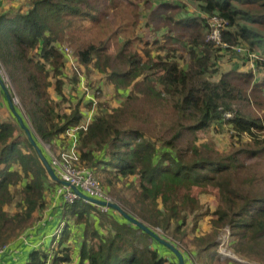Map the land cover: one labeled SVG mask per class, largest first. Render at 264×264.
<instances>
[{
	"label": "trees",
	"instance_id": "1",
	"mask_svg": "<svg viewBox=\"0 0 264 264\" xmlns=\"http://www.w3.org/2000/svg\"><path fill=\"white\" fill-rule=\"evenodd\" d=\"M28 1L25 12H0V64L20 100L21 109H16L24 112L42 153L46 156L44 145L63 159L73 147L68 131L81 126L86 116L82 109L90 112L94 104L83 106V99L66 95L72 80L65 74L68 59L58 44L67 40L82 66L97 71L106 87L125 95L118 107L98 103L88 129L79 131L78 156L72 164L91 169L126 213L158 236L156 230L180 243L184 253L174 245L185 264L190 254L201 264L221 262L217 238L224 226L230 228L237 255L264 261V176L247 165L264 157V120L255 112L264 106V85L254 81V70L264 71V0H193L212 18L226 22L222 37L230 47L206 39L212 18L209 25L198 18L178 21L180 33H190L187 68L172 57L175 49L155 59L148 43L142 55L131 39L111 53L108 43L64 38L66 20L100 21L115 0ZM175 8L163 4L153 11L156 30L163 28L158 21L166 25L174 20ZM242 44L248 46L247 52L232 49ZM214 49L246 57L255 66L253 72L218 75V69H212ZM215 74L217 81L211 78ZM99 96L101 92L96 93ZM63 102L70 104L64 110ZM16 120L0 117V247L43 220L46 198L60 185ZM225 126L232 133V147L222 152L211 134L224 133ZM127 182L130 198L114 190L116 183ZM194 188L202 194L218 190L220 204L214 211L198 205L192 197ZM116 214L102 213L83 198L64 204L60 233L48 245L28 252L24 264H178L170 249ZM204 217H211L213 231L200 236ZM80 226L82 241L74 254L70 239ZM189 234L196 235L191 247L185 242Z\"/></svg>",
	"mask_w": 264,
	"mask_h": 264
},
{
	"label": "rangeland",
	"instance_id": "2",
	"mask_svg": "<svg viewBox=\"0 0 264 264\" xmlns=\"http://www.w3.org/2000/svg\"><path fill=\"white\" fill-rule=\"evenodd\" d=\"M163 4H169L176 7L175 14L173 17L174 20L172 22L167 23L166 25L164 21H158L157 25L163 26V28L158 31L156 30L153 24V11ZM201 5L205 6V3H202ZM26 7H29V1L21 0L17 10L11 11H26ZM108 10V14H105V16L97 22L91 21L90 19L80 20L76 18L74 22L66 20V22L63 24L64 28H66L64 31V38H72L74 40L76 39L77 42L86 44L96 43L105 45L108 43V49L111 53H113L122 42L131 39L134 40L135 44L137 45V51L142 55H144L143 50L146 47V43H148L149 48L152 50L153 57L155 59H157L159 55L165 57L166 53H168L170 49H175V51L171 53L172 57H174V59L185 68H187L188 64L191 63V58L187 51V39L190 38V33L187 36L183 33H180L179 26H177L175 23L182 20L186 21L189 19L198 18L200 20L203 19L205 23L209 25V20L213 16L211 12H207L204 8L200 7V4L196 3L193 0H115L113 6H110ZM162 18H165V15H163ZM207 32L208 30L206 31V39L208 40L209 34L207 35ZM60 43L58 45L62 46L65 49H68L69 53L71 54L69 55L70 58L66 61L67 65L65 68V74L72 80V83L70 84L72 87L70 86L71 89H67L66 94H69L71 92L72 95H75L76 97H78V99H83V106H88L89 104L87 103L96 99L97 105L98 103H107L112 108L118 107L123 96L125 95L122 94L121 96L117 94L113 91L111 86L106 87V85H104L103 80H97V77H102L99 73H97V71H94L92 68H85L84 66H82L76 60L74 52L75 49L72 43L68 42L67 40L61 41ZM242 45L248 47L245 44ZM159 47L163 49L158 50ZM216 48L219 49L218 47ZM217 49H214V51L216 52L217 59L216 61H212V63H214L212 69H218V75H222L230 70H240L242 72H247L252 71V67L255 68L253 63L250 65L246 57H243L231 50L219 51ZM73 56L75 57V59ZM88 70L91 71L90 74H88ZM254 73H256L254 81L264 85V71L262 69H259L256 71L254 70ZM211 78L214 81H217L219 79V77H217V74H215V76ZM0 80L4 82V87H2L0 83V117L4 121L16 123L17 118L12 112L8 96L20 109L21 103L19 98L14 95L10 80L7 74L3 71L1 65ZM79 84H81L82 86L80 87ZM262 89L264 91V88ZM98 91L101 92V96H99V98L96 97V93ZM86 96L92 97V100L87 102L88 99L86 98ZM55 101L57 102L58 99ZM69 105L70 104L63 102L62 109L64 110L66 107H69ZM20 111L22 116L24 117L26 124L29 125L28 120L24 115V112L22 110ZM85 111L86 117L93 118L92 114L88 113L89 111H87L86 109ZM255 112L261 117L262 120H264V106L262 109L257 107V109H255ZM87 120L88 119H86L85 122H87ZM223 131L224 133L220 135L214 133H212L211 135L217 140V147L219 148V150L225 152L232 147V142L230 138L232 133L230 132L227 126L223 128ZM43 150L46 154V158L50 160L51 157L49 148L43 145ZM247 165L251 167L252 172H257L258 175L264 176V157L253 159L249 161ZM114 190L115 192H121L122 195H124L126 198H130L132 195V190L128 182L126 183V185L116 183V185L114 186ZM192 194L193 200L198 205L209 206L211 208V211H214L217 205L220 204L219 192L216 189H209L208 193L202 194V190L200 188H194ZM53 196L54 195L52 193L49 194L46 198V209L43 212V219H46V217L49 218L55 210L52 207L54 206L55 202ZM111 196L117 201V198L115 196H113L112 194ZM59 220L60 218H58V221ZM211 221V217H204L201 222V226L198 230V234L200 236L213 231ZM32 225L34 224H31L30 226ZM82 227L83 226L78 227L77 231L71 236L70 239V243L74 249V254L77 253L79 244L82 241V235L80 234ZM156 232L160 234V237L162 239L172 243L173 245H178L182 252L185 250L184 247H182L181 244L177 241L165 238L158 230H156ZM58 233H60V230H57L54 236ZM195 237V234H189V236L185 240V242L188 244V247L192 246V241H194ZM233 239L234 238L231 237L230 228L228 226L220 228L218 232L217 241L219 242L218 253L221 256V262H216L215 264H227L225 263L226 260H233L242 264H264V261H249L248 259L241 258L239 255H237L231 246ZM13 241L11 240L7 244H10ZM162 251L165 252V250ZM166 256L169 257L171 260H174V256L171 255L169 252H167ZM188 264L201 263L190 254V256H188Z\"/></svg>",
	"mask_w": 264,
	"mask_h": 264
},
{
	"label": "built area",
	"instance_id": "3",
	"mask_svg": "<svg viewBox=\"0 0 264 264\" xmlns=\"http://www.w3.org/2000/svg\"><path fill=\"white\" fill-rule=\"evenodd\" d=\"M225 24L226 22L222 18L216 16L213 17L210 22L212 31L208 36V41H213L220 47L229 48L230 46L223 41L222 37V29ZM232 49L240 54H243L245 52V48L240 46H232ZM63 51L67 56V59H69V55H71L69 53V50L63 48ZM97 94H99V92H97ZM89 98L91 101L92 97L89 96ZM92 102L94 103V106L89 114H92L93 116V113L96 111L97 101L95 99ZM86 119H88L87 122H85ZM92 119L93 118H88L85 116L84 121L79 128H74L68 131V135L73 142V147L69 152L62 154L63 159L53 155L49 150L51 157L50 165L53 168L56 176L58 177V180L60 181V185L56 189L55 193L62 199L63 204H73L78 199H80V196L74 191V188H77L87 197L105 202L107 204L105 206L97 205L102 213H117V211L114 210L110 206V204H116L121 208L119 202L106 192L100 181L95 177L94 172L91 169L79 168L76 166V164H72V161H76L78 156L77 146L79 145V131H86L89 124L92 122ZM20 239L25 240V236L23 235L22 237H20ZM9 247L10 244H6L0 247V257L5 256L9 252Z\"/></svg>",
	"mask_w": 264,
	"mask_h": 264
},
{
	"label": "crops",
	"instance_id": "4",
	"mask_svg": "<svg viewBox=\"0 0 264 264\" xmlns=\"http://www.w3.org/2000/svg\"><path fill=\"white\" fill-rule=\"evenodd\" d=\"M21 0H1L2 7L0 9V12H6L8 10H17L18 6L20 5ZM27 1V0H26ZM27 9V7H26ZM16 12V11H15ZM25 12V11H23ZM75 59V57H74ZM67 65V62H66ZM103 77H97V80H102ZM80 87L82 86L79 84ZM71 89V87H68L67 89ZM67 91V90H66ZM69 92V90H68ZM66 95H72L70 92ZM88 99L87 102L90 101V98L86 96ZM77 101H75L76 103ZM82 108H84L82 106ZM87 111L89 109L86 108ZM83 112H86L85 109H82ZM49 148V147H48ZM54 198V206H52L54 209L52 218L51 216L46 219L44 218L41 222L36 224L30 231H28L24 236L25 240L23 239H17L10 243V250L6 254L7 256L0 259V264H24V262L27 259L28 252L31 250L37 249L42 244L48 245L51 241L52 236H54L55 232L58 228V218H60L61 215V208L64 205L62 203V199L56 195V193H53ZM57 207V208H56ZM118 213V212H117ZM115 216H117L116 213H113ZM119 214V213H118ZM120 215V214H119ZM122 217V216H121ZM58 221V222H57ZM57 222V223H56ZM82 230V229H81ZM1 258V257H0Z\"/></svg>",
	"mask_w": 264,
	"mask_h": 264
},
{
	"label": "water",
	"instance_id": "5",
	"mask_svg": "<svg viewBox=\"0 0 264 264\" xmlns=\"http://www.w3.org/2000/svg\"><path fill=\"white\" fill-rule=\"evenodd\" d=\"M1 86L4 87V82L2 80H0ZM8 100L10 102V107L12 109V112L14 113V115L16 116V118L18 119L21 127L24 129V131L26 132V134L28 135V138L30 139L31 143L36 146L38 148V152L39 155L41 157V160L44 164V166L46 167L49 175L51 178H53L55 181H58V177L56 176L53 168L50 165L49 160L46 158V156L42 153L41 149L38 147L36 140L30 130V128L26 125V122L24 120V117L22 116V114L16 109V105L14 104L13 100L8 96ZM74 191L80 196V198H83L87 201H89L92 204L95 205H100V206H105L107 205L105 202L103 201H99L93 198H89L87 197L85 194H83L80 190H78L77 188H74ZM110 206L116 210L123 218H125L126 220H128L130 223L136 225L137 227H139L141 230H143L144 232L148 233L151 237L157 239L162 245L166 246L167 248H169L178 258V264H185V258L184 255L180 252V250H178L172 243L162 239L160 236H158L152 229H150L148 226H146L144 223H142L140 220L132 217L131 215H129L128 213H126L124 210H122L118 205L116 204H110Z\"/></svg>",
	"mask_w": 264,
	"mask_h": 264
},
{
	"label": "clouds",
	"instance_id": "6",
	"mask_svg": "<svg viewBox=\"0 0 264 264\" xmlns=\"http://www.w3.org/2000/svg\"><path fill=\"white\" fill-rule=\"evenodd\" d=\"M212 18V17H211ZM226 25V24H225ZM237 46H240V47H243V48H245V52H247V49H246V46H244V45H237ZM235 47V46H234Z\"/></svg>",
	"mask_w": 264,
	"mask_h": 264
}]
</instances>
